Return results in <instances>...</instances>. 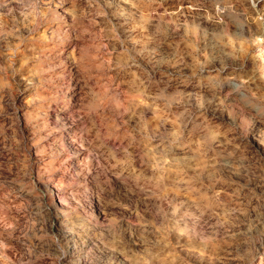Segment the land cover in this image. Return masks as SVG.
Returning a JSON list of instances; mask_svg holds the SVG:
<instances>
[{
  "label": "clouds",
  "instance_id": "obj_1",
  "mask_svg": "<svg viewBox=\"0 0 264 264\" xmlns=\"http://www.w3.org/2000/svg\"><path fill=\"white\" fill-rule=\"evenodd\" d=\"M0 264H264V0H0Z\"/></svg>",
  "mask_w": 264,
  "mask_h": 264
}]
</instances>
